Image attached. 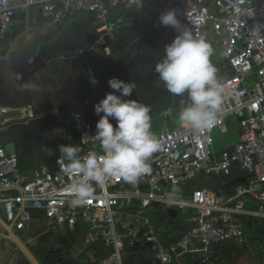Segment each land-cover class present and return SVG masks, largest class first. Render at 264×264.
<instances>
[{
    "label": "built area",
    "instance_id": "1",
    "mask_svg": "<svg viewBox=\"0 0 264 264\" xmlns=\"http://www.w3.org/2000/svg\"><path fill=\"white\" fill-rule=\"evenodd\" d=\"M32 6L39 7L52 24L87 13L101 21L120 7L143 11L158 22L161 12L174 10L194 36L206 39L212 33L219 39L220 54L227 61L217 72L224 91L211 129L193 130L180 124L171 127V107L157 114L151 112L152 125L161 122L157 136L161 147L149 160L151 170L134 184L112 178L103 186L94 185V196L78 206H73L71 197L62 192L70 180L62 170L63 163L58 162L59 150L52 164H41L27 173L21 170L19 158L9 154L0 142V204L6 222L17 231L28 232L36 218L34 213L39 212L37 221L53 233L67 229L79 233L82 252L94 245L108 249L98 264H124L128 247L140 236L160 264H172L187 253H198L208 263L216 259L214 244L248 243L252 234L245 228L246 217L264 226V0H0V24L8 25L13 9L26 11ZM6 110L0 106V117ZM20 110L21 117L4 122L0 119L1 123L34 117L31 107ZM230 115L239 120L241 140L218 156L213 132ZM79 116L78 140L72 146L80 156L101 154L94 138L96 124ZM110 123L116 126L111 118ZM236 166L247 179L239 182L232 194H214L204 188L196 189L189 197L177 198L167 189L160 192L162 186L195 179L201 173L231 175ZM137 200L142 205L138 212ZM154 201L194 209L188 212L192 228L174 244H166L160 237L161 230L153 227L145 215ZM136 219H143V224Z\"/></svg>",
    "mask_w": 264,
    "mask_h": 264
},
{
    "label": "crops",
    "instance_id": "2",
    "mask_svg": "<svg viewBox=\"0 0 264 264\" xmlns=\"http://www.w3.org/2000/svg\"><path fill=\"white\" fill-rule=\"evenodd\" d=\"M140 13V10L134 8H115L107 19L101 21L98 20L94 14L87 13L81 18L73 19L71 21V27H67L69 26L67 25L69 20L65 22V25H63L64 22L61 24H52L49 18L46 17L37 6H32L26 11L19 7L12 10L8 25L3 27V25L0 24V106L5 107L7 109L6 111H17V108L27 109L31 107L33 111L39 114L38 117L28 118L24 121L18 120L17 123L9 121L5 124L1 123L2 121L0 120V142L5 146L9 154L16 155L21 164L23 163L24 169H21L22 171L30 173L41 164H48L46 162L47 157L53 162L58 151L52 156L50 155V151L52 150H49V147L52 139L57 133L64 130L62 124L70 122L71 119L67 116L74 117V121H72L75 123L74 128L76 133L74 138L68 139L60 145H75L77 142L79 118L81 117L79 115L97 124L100 117L95 114L94 106L105 97L106 93L113 91L112 89L107 90V88L104 87V81L101 79L103 74L108 80L112 77H117L119 79L125 77L132 81H134V78L138 77V74H141L137 73V70L129 71L124 75L114 70L111 71L110 69H106L103 72H95L90 67L89 62H86V67H81V64H83L82 60L77 61V64H72L68 60L71 58L68 57L64 58L65 60L60 64V62L57 61V59L60 58L57 56L64 57L63 51L65 49L63 46L59 48V45L50 47L51 45L49 42L52 41L57 34L60 35L52 42H62L64 36L61 35L63 34L61 31L63 32L65 29H68L67 32L73 33V35H75L74 37L77 39L73 51H81L82 55H85L86 51H91L97 53V55L101 53L109 56L111 55L114 41H122L123 48L128 45L126 42L129 40L139 39V42L140 40L144 41V35H147L150 30H145L143 27L150 23L143 19L144 16L146 17L148 15ZM206 40L213 48L211 59L213 60L212 62L215 63L218 72L221 66L227 63L220 54L219 39L212 33H209ZM60 53L62 54L60 55ZM73 53L72 50L69 52V54ZM75 55L76 53L70 57L74 58ZM146 74L148 73L144 75ZM174 97L179 98V104H177V106H169L174 110V114L169 120L171 127H173V123L177 125L176 116L182 106V101H184L186 97L173 96L170 94L164 102L157 104L151 109L152 113L157 114L161 112L162 110L157 111L155 108L170 103ZM77 112L79 114H76ZM49 114H53V116L57 118V121L59 120L58 124L50 120L52 125L48 127L45 126V120H47L46 118ZM101 115L103 114L101 113ZM1 117L0 119H2ZM31 120L42 123V132L40 135L43 134L42 137L45 141H36V143L27 141L25 143H20L15 139L8 138L10 137L9 132L4 133L10 128L9 126L27 124V122ZM160 128L161 122L152 125V130L158 131L156 136H158ZM240 140L241 130L238 142ZM234 147L235 145L217 150L214 142V149L218 156L221 155L224 150H231ZM246 179V173L243 172L240 167L236 166L231 175L216 174L207 176L201 173L195 179L177 184L170 183L167 185V188L162 186L160 192L163 193L167 189L168 193L172 191L177 194V196L172 195L177 198L189 197L196 189L204 188L209 189L214 194H232L235 186ZM145 189L147 190V188ZM1 195L2 193H0V197ZM141 206L140 200H137L135 202V211L138 212ZM251 206L255 207V203ZM171 207H177L178 211L174 213L169 212L168 208ZM189 211L194 212V209L183 210L178 205H169L154 201L146 209L145 215L153 227L161 230L160 237L162 240L166 244H174L176 242L175 238L180 232L185 228L187 232L193 226L189 221ZM0 216L5 220V211L1 204ZM34 216L36 217L35 221H33L34 224L31 225L32 222L29 224L30 230L28 232L17 231L15 229L14 231L25 239L38 258L40 257L39 259L43 264H46L44 261L47 263L48 261L44 259L42 254L34 250L35 245L32 242L36 241V237H40L46 232H50V234L57 238L64 239L63 241L68 240L69 242L71 240L75 242V244L73 243L75 246L79 244L80 249L83 247L82 237L78 235L79 233H73L67 229L63 230V233L55 234L53 231L47 229L43 223L37 221V217H40L39 212H35ZM136 220V222H139L140 219ZM139 223L143 224L141 221ZM245 223V228L252 234L248 243L240 245L233 241H226L214 244L216 259L212 262L204 263L202 257L198 253H187L179 255L172 264H261V249L264 244L262 229L264 226H261V223H254L250 217H246ZM0 230L5 232V228L1 221ZM67 232H71V234ZM46 245L48 247H56L63 244L58 242L54 245ZM233 245L237 248L231 253V261L220 259V253ZM100 250H105V254L108 251L103 245H94L85 248L83 256L87 255L94 257L99 262V259L105 255L101 256ZM69 252L70 251H67L66 255ZM144 253H147V255ZM0 264L31 263L11 241L0 236ZM124 264L160 263L155 260L150 245L140 236L139 239L135 240V242L128 247L127 254L124 258Z\"/></svg>",
    "mask_w": 264,
    "mask_h": 264
},
{
    "label": "clouds",
    "instance_id": "3",
    "mask_svg": "<svg viewBox=\"0 0 264 264\" xmlns=\"http://www.w3.org/2000/svg\"><path fill=\"white\" fill-rule=\"evenodd\" d=\"M158 26L170 27L177 33L165 45L154 70L170 94L186 97L178 112V123L193 130L211 129L224 91L211 60L212 46L204 37L194 36L185 28L174 10L161 12ZM107 83L113 91L94 106L100 117L94 138L101 154L80 156L72 145L59 146L58 162L63 163L62 170L70 180L62 192L71 197L73 206L87 203L94 196V185L103 186L112 178L134 184L151 170L149 160L161 147L152 131L150 107L135 99H124L131 96L135 83L117 77ZM110 118L116 121L115 127Z\"/></svg>",
    "mask_w": 264,
    "mask_h": 264
},
{
    "label": "rangeland",
    "instance_id": "4",
    "mask_svg": "<svg viewBox=\"0 0 264 264\" xmlns=\"http://www.w3.org/2000/svg\"><path fill=\"white\" fill-rule=\"evenodd\" d=\"M148 17V18H146ZM144 16V21L150 23L148 25H145L143 29H149L150 32L145 36L144 41L140 40V42L137 39L129 40L128 45L123 48V42L122 41H114L113 42V49H111V55H104L93 53L91 51H86L85 55H82L81 51H73L75 49V41H77L75 35L71 32H67L68 29L61 33L64 38L62 39V42L56 41L57 43H53L54 39L56 40L57 36L60 34H57L52 41L49 42L51 45L50 47H53L54 45H59L58 47H62L65 49L63 51L64 57L57 56L60 59H57L60 64L65 60L64 58H71L68 59L72 64L82 60L83 64H81V67H86V62H89L90 67L95 72H103L106 69H110L111 71L114 70L118 72L121 75H124L125 73L133 70H137L138 77L134 78V81L131 79H126L125 77H121L120 79L129 83H135L136 87L129 97H125L124 99H135L139 102L147 105L152 109L157 104H160L164 102V100L170 95V93L165 88L164 84L160 82L158 74L155 72V65L156 63L162 58L164 54V48L165 45L170 44L175 36L177 35L176 31L170 27H164V26H158V22L156 21L155 17L152 16ZM69 20V22H67ZM65 22H67V27H71V21L73 19H68ZM63 23L65 25L66 23ZM142 30V31H145ZM72 31V30H70ZM74 31V30H73ZM117 31V30H115ZM114 31V32H115ZM113 33V32H112ZM75 34V33H74ZM52 43V44H51ZM72 50L74 52L73 54H69V52ZM101 50V49H100ZM99 50V51H100ZM75 55V59L70 57L71 55ZM62 53H60L61 55ZM69 54V55H68ZM81 62V63H82ZM86 64V65H85ZM71 65V64H67ZM88 69V68H87ZM145 73H148L144 75ZM120 75V76H121ZM102 81H104L103 85L105 88L110 89L107 81L108 79L104 76V74L101 76ZM132 81V82H131ZM107 85V86H106ZM118 94V93H117ZM70 117V122H66L62 124L63 131H60L57 133V135L52 139L51 145L49 147L50 155L53 156L55 152L59 150V146L61 143H64L68 139H72L75 136V128H74V117ZM47 120H45V126L52 125V120L58 124L59 120L57 121V118L53 116V114L47 115ZM51 120V121H50ZM73 120V121H72ZM177 125L178 120L176 119ZM25 125V126H22ZM10 127V126H9ZM240 124L239 120L235 115L228 116L225 119V122L223 126L213 132V139L215 142V146L217 150H222L224 148L234 146L238 142V138L240 135ZM155 134H157L158 131L152 130ZM9 132L11 139H15L20 143H25L27 141H31L36 143V141H45L43 140V137L41 134L42 132V123L36 122V120L28 121L27 124H16L14 126H11L9 129H7L4 133ZM21 137V138H20ZM171 196H177V194L173 193L172 191L169 193ZM169 212H176L178 211L177 207H171L168 208ZM148 216V215H147ZM151 217V214H150ZM143 223V219H140L139 222ZM153 226V225H152ZM47 231V230H46ZM40 241L36 239V241H33L35 247L34 250L44 257L45 260L48 261L50 264H98L97 259L91 256H83L84 252L81 251L80 245L78 244L75 246V242H72L71 240L68 242V240L63 241L62 238H57L56 236L50 234V232H46L45 234L41 235ZM60 239V240H59ZM61 243L66 248H69L68 251H70V255L63 256L61 254H58V252H54L52 250L53 246H47L54 245L55 243ZM74 243V244H73ZM46 245V246H45ZM68 246V247H67ZM80 249V250H79ZM40 258V257H39ZM84 262V263H83ZM44 263L48 264L44 261Z\"/></svg>",
    "mask_w": 264,
    "mask_h": 264
},
{
    "label": "water",
    "instance_id": "5",
    "mask_svg": "<svg viewBox=\"0 0 264 264\" xmlns=\"http://www.w3.org/2000/svg\"><path fill=\"white\" fill-rule=\"evenodd\" d=\"M142 13H143V11H141L140 14H142ZM17 109H18L17 111L4 112L2 117H1L2 118L1 120L4 122V121H7L8 119H12L14 117H17V118L21 117L23 115V112L20 110V108H17ZM33 112L35 114H34V117H31V118H35V116L36 117L39 116L38 113H36L35 111H33ZM76 114H79V113L77 112ZM13 122L17 123V121H13ZM13 124H15V123H13ZM9 125H11V124H9ZM0 221L5 228V232L0 230V236L11 241L31 264H43L40 261V259L38 258V256L35 254V252L28 245V243L25 241V239H23L17 232L14 231L13 226L9 225L6 222V220H4L1 216H0ZM33 224L34 223L32 222L31 225H33Z\"/></svg>",
    "mask_w": 264,
    "mask_h": 264
},
{
    "label": "trees",
    "instance_id": "6",
    "mask_svg": "<svg viewBox=\"0 0 264 264\" xmlns=\"http://www.w3.org/2000/svg\"><path fill=\"white\" fill-rule=\"evenodd\" d=\"M212 60V59H211ZM213 61V60H212ZM214 65H215V63L214 62H212ZM173 100H171L170 101V103H166L165 105H163V106H161V107H158V108H155L157 111H159V110H163V109H166V108H168L169 106H172V105H174V106H177V104H179V98L178 97H174V98H172ZM177 116H178V114H177ZM176 116V117H177ZM174 126H176V124H174L173 123V127ZM48 164H51L52 163V161L47 157V161H46ZM22 167V168H21ZM20 168L23 170L24 168H23V163L21 164V162H20ZM186 232V228L182 231V232H180L177 236H176V238H175V241H177V240H179L180 239V237H181V235L182 234H184ZM175 241H173V242H175ZM236 246H232V247H230L229 249H226L224 252H222V253H220V259H226V260H228V261H231V253H232V251H234V250H236ZM100 254H101V256L102 255H104L105 254V250H100ZM145 255H147V253H144Z\"/></svg>",
    "mask_w": 264,
    "mask_h": 264
},
{
    "label": "flooded vegetation",
    "instance_id": "7",
    "mask_svg": "<svg viewBox=\"0 0 264 264\" xmlns=\"http://www.w3.org/2000/svg\"><path fill=\"white\" fill-rule=\"evenodd\" d=\"M36 239H38L39 241H40V238L39 237H36ZM46 246V245H45ZM68 247V246H67ZM68 248H66L65 246H61V245H58V246H56V247H53L52 248V250L54 251V252H58V254H61L62 256H63V254H65V256H68L69 254H70V252L69 253H67V255H66V252L68 251L67 250Z\"/></svg>",
    "mask_w": 264,
    "mask_h": 264
}]
</instances>
